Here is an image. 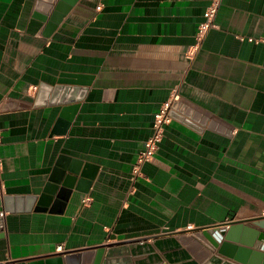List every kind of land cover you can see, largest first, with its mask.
<instances>
[{
	"label": "crops",
	"instance_id": "obj_1",
	"mask_svg": "<svg viewBox=\"0 0 264 264\" xmlns=\"http://www.w3.org/2000/svg\"><path fill=\"white\" fill-rule=\"evenodd\" d=\"M212 1L0 0V264L264 218V0Z\"/></svg>",
	"mask_w": 264,
	"mask_h": 264
},
{
	"label": "water",
	"instance_id": "obj_2",
	"mask_svg": "<svg viewBox=\"0 0 264 264\" xmlns=\"http://www.w3.org/2000/svg\"><path fill=\"white\" fill-rule=\"evenodd\" d=\"M179 109V104L173 103L170 115L174 116V111ZM249 222H252V225H244L242 221H231L179 233L171 239L172 246L164 247L161 244L162 240H156L155 244L161 249L169 264H183L185 258H178L175 254L179 250L188 251L201 264H234L233 262L264 264V218ZM135 248L133 251L127 246L108 250L106 247L92 248L48 256L39 261L33 260L30 264H132V253L138 259L147 253L138 252ZM191 255L186 257L191 260ZM163 262L160 259L152 264ZM138 264H142V260Z\"/></svg>",
	"mask_w": 264,
	"mask_h": 264
},
{
	"label": "built area",
	"instance_id": "obj_3",
	"mask_svg": "<svg viewBox=\"0 0 264 264\" xmlns=\"http://www.w3.org/2000/svg\"><path fill=\"white\" fill-rule=\"evenodd\" d=\"M220 5V0H213L211 5L208 7L205 17L206 20L200 25L198 36L202 37L206 32L214 28L215 22L214 18L217 13L218 7ZM173 99L165 102L160 110L155 114L153 122V133L145 141L144 149L139 153L137 163L134 165V174H139L141 167L145 162L151 161L157 154L162 138L165 133V126L171 122L170 109Z\"/></svg>",
	"mask_w": 264,
	"mask_h": 264
}]
</instances>
